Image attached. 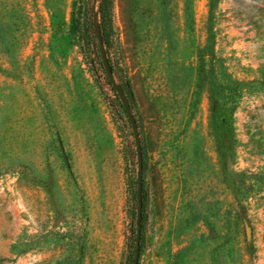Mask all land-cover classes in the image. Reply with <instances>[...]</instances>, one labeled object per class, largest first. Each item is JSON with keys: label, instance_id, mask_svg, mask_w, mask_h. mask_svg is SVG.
I'll use <instances>...</instances> for the list:
<instances>
[{"label": "rangeland", "instance_id": "obj_1", "mask_svg": "<svg viewBox=\"0 0 264 264\" xmlns=\"http://www.w3.org/2000/svg\"><path fill=\"white\" fill-rule=\"evenodd\" d=\"M96 25L139 264H264V0H0V264L133 262Z\"/></svg>", "mask_w": 264, "mask_h": 264}, {"label": "water", "instance_id": "obj_2", "mask_svg": "<svg viewBox=\"0 0 264 264\" xmlns=\"http://www.w3.org/2000/svg\"><path fill=\"white\" fill-rule=\"evenodd\" d=\"M97 0H94V3ZM97 41L99 45V52L102 60V65L105 69L106 75L108 77L109 82L111 83L113 89L116 91L121 103L122 107L125 110L130 123L134 130L135 143L137 147V161H138V174H137V239H136V247L134 251V257L132 264H139V254H140V239H141V225H142V211H143V151L139 138V133L137 130L136 120L134 119L131 113V106L127 96L124 93L123 87L116 83L113 72L110 67V62L108 60L106 50L104 47L103 36L100 30V26H95Z\"/></svg>", "mask_w": 264, "mask_h": 264}, {"label": "trees", "instance_id": "obj_3", "mask_svg": "<svg viewBox=\"0 0 264 264\" xmlns=\"http://www.w3.org/2000/svg\"><path fill=\"white\" fill-rule=\"evenodd\" d=\"M102 1L105 2V1H108V0H102ZM93 2H94V0H93ZM79 24H80V21H77L76 19H74V27L76 26V28L78 27L79 30H81V26H80ZM83 30H84L85 34H87L88 36H90V37L93 38L92 30H91V28H90L89 25L85 24L84 27H83ZM97 56H98V63H99V65H100L101 71L103 72L104 77H105L107 83H108L109 85H111V83L109 82L108 77H107V75H106L105 69H104V67H103V65H102V60H101L100 53L97 54ZM108 60H109V62H110L111 70H112L113 74L115 75V70H114L113 65H112V63H111V60H110L109 58H108ZM203 60H204L203 57L200 56V61L202 62V64H201V68H200V71H199V77L201 78V81H202V82H203V80H204V76H205V75H204V70H205V69H204V67H203ZM205 77H207V75H206ZM204 81H205V80H204ZM114 92H115V91H114ZM115 95L118 97V95H117L116 92H115ZM123 111H124V113H126L124 109H123ZM142 226H143V225H142ZM136 239H137V232H136V238H135V247H136Z\"/></svg>", "mask_w": 264, "mask_h": 264}]
</instances>
